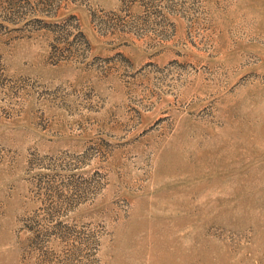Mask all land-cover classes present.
Here are the masks:
<instances>
[{"label": "rangeland", "instance_id": "obj_1", "mask_svg": "<svg viewBox=\"0 0 264 264\" xmlns=\"http://www.w3.org/2000/svg\"><path fill=\"white\" fill-rule=\"evenodd\" d=\"M0 264H264V0H0Z\"/></svg>", "mask_w": 264, "mask_h": 264}]
</instances>
